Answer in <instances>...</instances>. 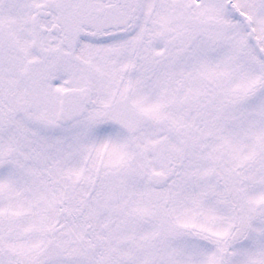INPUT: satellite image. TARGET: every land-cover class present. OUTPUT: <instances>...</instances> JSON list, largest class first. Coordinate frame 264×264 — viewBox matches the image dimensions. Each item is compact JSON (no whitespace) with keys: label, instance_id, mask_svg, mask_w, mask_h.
Listing matches in <instances>:
<instances>
[{"label":"snow or ice","instance_id":"snow-or-ice-1","mask_svg":"<svg viewBox=\"0 0 264 264\" xmlns=\"http://www.w3.org/2000/svg\"><path fill=\"white\" fill-rule=\"evenodd\" d=\"M0 264H264V0H0Z\"/></svg>","mask_w":264,"mask_h":264}]
</instances>
